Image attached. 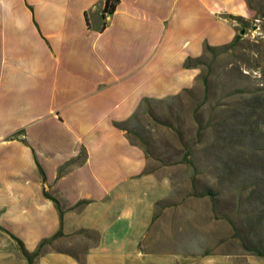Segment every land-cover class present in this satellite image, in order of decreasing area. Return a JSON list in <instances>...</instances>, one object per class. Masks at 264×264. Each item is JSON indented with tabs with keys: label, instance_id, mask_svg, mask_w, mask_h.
I'll list each match as a JSON object with an SVG mask.
<instances>
[{
	"label": "crops",
	"instance_id": "crops-1",
	"mask_svg": "<svg viewBox=\"0 0 264 264\" xmlns=\"http://www.w3.org/2000/svg\"><path fill=\"white\" fill-rule=\"evenodd\" d=\"M104 2L0 0V264H204L200 246L162 249L181 231L262 264L241 235L227 247L224 215L211 229L208 189L149 167L129 124L194 87L204 46L264 28V0ZM57 231L28 262L18 242L30 254Z\"/></svg>",
	"mask_w": 264,
	"mask_h": 264
},
{
	"label": "rangeland",
	"instance_id": "rangeland-1",
	"mask_svg": "<svg viewBox=\"0 0 264 264\" xmlns=\"http://www.w3.org/2000/svg\"><path fill=\"white\" fill-rule=\"evenodd\" d=\"M259 20L235 44L211 48L197 60L192 89L149 101L129 124L149 167L171 174L174 186L209 190L211 229L224 215L225 240L237 249L264 251V28ZM202 77L206 79L204 91ZM201 197V195H195ZM207 196V195H206ZM214 223V224H212ZM171 237L162 249L185 258L206 250L204 264H237L206 237ZM239 239V240H240ZM258 261L264 264V254Z\"/></svg>",
	"mask_w": 264,
	"mask_h": 264
},
{
	"label": "trees",
	"instance_id": "trees-1",
	"mask_svg": "<svg viewBox=\"0 0 264 264\" xmlns=\"http://www.w3.org/2000/svg\"><path fill=\"white\" fill-rule=\"evenodd\" d=\"M116 1H117V0H105V2H104V10L110 12V11L112 10V8H113V6H114V3H115ZM259 17H262V16H259ZM261 20H264V17H262ZM243 28H244V27H243ZM237 37H238V36H236V38H237ZM236 38H235V40H236ZM233 42H234V40H233ZM208 49H209V47L204 46L203 51H206V50H208ZM186 65H188V64H186ZM203 85H204L203 89H204V91H205V90H206V80H205V78H203ZM59 233H60V232L57 231V232H55V234H53L50 238L41 240V241L38 243L37 248H36L32 253H30V254H27L26 251L22 248L20 242H18V243H19L20 250H21V252L26 256L27 261L30 262L31 259L39 253V249H40L41 245H42L43 243L49 241L50 239L56 237ZM253 251H255L256 253H259V254H264V251H261V252L258 251V250H253Z\"/></svg>",
	"mask_w": 264,
	"mask_h": 264
},
{
	"label": "built area",
	"instance_id": "built-area-1",
	"mask_svg": "<svg viewBox=\"0 0 264 264\" xmlns=\"http://www.w3.org/2000/svg\"><path fill=\"white\" fill-rule=\"evenodd\" d=\"M254 24L259 22V19H254Z\"/></svg>",
	"mask_w": 264,
	"mask_h": 264
},
{
	"label": "water",
	"instance_id": "water-1",
	"mask_svg": "<svg viewBox=\"0 0 264 264\" xmlns=\"http://www.w3.org/2000/svg\"><path fill=\"white\" fill-rule=\"evenodd\" d=\"M243 33V28L239 31V34H242Z\"/></svg>",
	"mask_w": 264,
	"mask_h": 264
}]
</instances>
